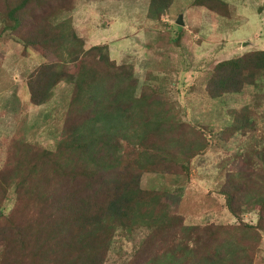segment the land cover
<instances>
[{"label": "trees", "instance_id": "1", "mask_svg": "<svg viewBox=\"0 0 264 264\" xmlns=\"http://www.w3.org/2000/svg\"><path fill=\"white\" fill-rule=\"evenodd\" d=\"M66 1L0 0V36L11 33L18 37L25 50H46L57 57V62L40 64L28 76L26 86L31 104L40 106L48 102L60 83L70 84L69 113L75 127L73 131L71 125L66 127L70 128L69 133L58 142L57 156L51 151L24 147L21 149L24 156H30L24 168L28 170H16L22 166L24 157L23 161L16 159L8 169L11 176L4 180L3 186L6 188L16 180L18 199H21L19 186L29 187L31 169H43L33 184L36 185L34 192L39 184L47 183L50 178L56 182L44 189L43 198L38 197L40 203L32 199L38 210L34 215V228L27 227L28 231L17 238L14 234L18 228L14 224H10L8 230L2 229L0 224V232L11 241L13 253L24 258L31 255L25 258L31 260V264H60L63 260L103 264L107 253L111 252L113 240L142 231L145 233L143 245L133 252L131 264H245L247 242L255 245V241L249 240L255 239L258 230L264 232L261 218L256 227L220 225L214 232L209 226L199 229L185 226L175 213L154 208L162 192L142 189L137 178L160 166L168 167L172 175L187 176L191 161L208 149V141L202 137L196 146L183 151L166 148L170 142H161L168 138L163 129L165 118L150 110L155 94L144 92L140 98L134 95L137 82L131 66L117 65L111 60L107 45L82 51V42L70 27L66 34L62 31L66 28L65 21L55 26L51 24L64 11ZM189 1L192 7L204 9L214 5L212 11L220 10L223 17L233 16L226 8L231 7L235 13L234 7L223 0ZM172 3L173 0H150L147 17L159 20ZM50 4L53 7L50 8ZM31 10L35 12L32 14ZM38 12L40 14L35 15ZM61 50L67 56L72 55L70 63L77 66L74 76ZM263 77L264 50L247 52L215 66L207 83V95L220 98L224 94H237L243 85H256ZM231 112L227 134L231 137L239 132L244 138L251 135L245 147L249 162H243L251 169L243 171L237 182H224L218 192L224 197L229 214L240 220L243 202L248 199L246 194L258 191V199L254 202L264 205V140L263 135H254L256 112L247 107ZM177 125L184 130V124ZM178 128L171 133L181 132ZM132 136L134 139L130 140ZM180 138L183 140L184 136ZM58 155L64 156L68 165L57 162ZM48 156L53 164L46 166L44 158ZM39 159L44 162L36 163ZM35 165L39 167H33ZM81 184L88 188L86 194L80 193L78 185ZM32 202L28 200L27 204L34 207ZM235 229L238 232L241 229L240 236L233 232ZM198 231L203 234L192 238ZM203 236L217 240L214 250L212 244L201 245ZM66 253L76 256L66 260Z\"/></svg>", "mask_w": 264, "mask_h": 264}, {"label": "rangeland", "instance_id": "2", "mask_svg": "<svg viewBox=\"0 0 264 264\" xmlns=\"http://www.w3.org/2000/svg\"><path fill=\"white\" fill-rule=\"evenodd\" d=\"M223 1L235 9L233 14L231 7L226 8L233 15L231 18L221 16L220 10L213 12L214 5L207 10L192 7L189 0H173L168 11L153 21L147 17L150 0H67L64 11L51 21L53 26L65 21L66 28L62 31L66 34L70 27L69 30L82 42V51L107 45L111 60L117 65L131 66L137 82L134 95L140 98L144 92L155 94L150 110L165 118L163 129L168 138L161 142H170L166 148L183 151L196 146L202 137L207 139L208 149L191 161L187 176L172 175L168 167L160 166L151 172H143L137 181L142 189L162 192V197L154 204L156 210L175 213L183 219L185 226L198 229L209 226L214 232L220 225L256 227L260 218L264 221V205L254 202L258 199V191L246 194L248 199L243 202L240 220L229 214L224 197L218 192L224 182H237L243 171L251 169L248 164H243L249 162L245 147H248L251 135L244 138L239 132L231 137L227 134L231 111L247 107L256 112L254 135H263L264 140V77L256 85H243L237 94H224L220 98L207 95V83L217 64L247 52L264 50V0ZM179 17L182 26L176 23ZM8 35L0 36V224L7 230L14 224L18 228L14 235L18 238L20 233L28 231L27 227H35L34 215L38 210L32 199L36 204L40 203L38 197L43 198L44 189L56 182L50 178L47 183L39 184L34 192L36 185L33 184L43 169H31V181H27L29 187L19 186L21 199H18L16 180L8 183L6 188L4 180L11 176L8 169L16 159L23 161L24 157L17 171L28 170L24 168L30 156H24L21 150L24 147L51 151L57 156L58 142L69 133L70 128L66 127L73 124L69 113L72 89L70 84L60 83L48 102L32 105L26 86L28 76L40 64L54 63L57 57L46 50H25L17 36ZM61 53L74 76L77 66L70 63L72 55L67 56L64 50ZM179 122L185 125L184 130L177 127ZM177 128L181 132L171 133ZM74 129L72 126L71 130ZM181 136H184L183 140ZM158 145L162 146L161 143ZM58 157L57 162L68 165L64 156ZM44 160L46 166L53 164L50 156ZM44 160L39 159L36 163ZM78 186L80 193L86 194L88 188L82 184ZM28 200L34 207L27 204ZM233 232L238 236L242 233L241 229ZM196 233L192 238L203 234ZM3 234L0 232V264H31V260L25 259L31 255L24 258L13 253L11 241ZM254 237L249 241H255V245L247 242L248 257L243 263L264 264V232L258 230ZM144 238V232L136 231L129 237L113 240L111 252L107 253L103 264H131L132 254L143 245ZM200 243L203 247L212 244L213 250L217 246L216 239L205 236ZM75 256V253H66V260ZM73 263L82 264L65 260L60 264Z\"/></svg>", "mask_w": 264, "mask_h": 264}, {"label": "water", "instance_id": "3", "mask_svg": "<svg viewBox=\"0 0 264 264\" xmlns=\"http://www.w3.org/2000/svg\"><path fill=\"white\" fill-rule=\"evenodd\" d=\"M178 25H180V26H182L183 25V23H182V21H181V17H179L178 18V20H177V22H176Z\"/></svg>", "mask_w": 264, "mask_h": 264}]
</instances>
